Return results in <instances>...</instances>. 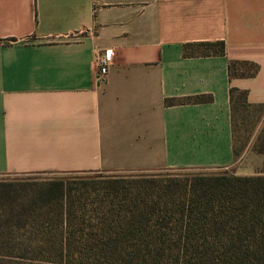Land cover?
Segmentation results:
<instances>
[{
    "label": "crops",
    "instance_id": "obj_1",
    "mask_svg": "<svg viewBox=\"0 0 264 264\" xmlns=\"http://www.w3.org/2000/svg\"><path fill=\"white\" fill-rule=\"evenodd\" d=\"M230 88L264 104V0H0V177L227 170Z\"/></svg>",
    "mask_w": 264,
    "mask_h": 264
},
{
    "label": "trees",
    "instance_id": "obj_2",
    "mask_svg": "<svg viewBox=\"0 0 264 264\" xmlns=\"http://www.w3.org/2000/svg\"><path fill=\"white\" fill-rule=\"evenodd\" d=\"M216 55L222 41L182 48ZM257 70L228 63L230 77ZM237 95L253 106L230 88L232 134ZM0 264H264V172L0 182Z\"/></svg>",
    "mask_w": 264,
    "mask_h": 264
},
{
    "label": "rangeland",
    "instance_id": "obj_3",
    "mask_svg": "<svg viewBox=\"0 0 264 264\" xmlns=\"http://www.w3.org/2000/svg\"><path fill=\"white\" fill-rule=\"evenodd\" d=\"M238 106L234 114V162L227 170H196L175 169L157 172H133L109 176L124 177L128 179H143L149 177L174 178L197 173H217L225 171L233 175H255L264 172V105L243 106L242 98L237 95ZM95 174H29L15 176H1L0 182L41 184L50 180H75L95 177ZM105 176V175H98Z\"/></svg>",
    "mask_w": 264,
    "mask_h": 264
},
{
    "label": "built area",
    "instance_id": "obj_4",
    "mask_svg": "<svg viewBox=\"0 0 264 264\" xmlns=\"http://www.w3.org/2000/svg\"><path fill=\"white\" fill-rule=\"evenodd\" d=\"M112 59V54L110 51L105 50L102 54L96 55L94 58V82L95 83H100L107 72V66L110 63Z\"/></svg>",
    "mask_w": 264,
    "mask_h": 264
}]
</instances>
